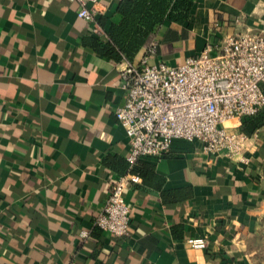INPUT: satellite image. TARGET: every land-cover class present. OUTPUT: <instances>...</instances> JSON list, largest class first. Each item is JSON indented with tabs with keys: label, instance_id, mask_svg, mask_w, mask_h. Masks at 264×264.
<instances>
[{
	"label": "crops",
	"instance_id": "1",
	"mask_svg": "<svg viewBox=\"0 0 264 264\" xmlns=\"http://www.w3.org/2000/svg\"><path fill=\"white\" fill-rule=\"evenodd\" d=\"M119 1L97 0L87 22L71 0H0V264H264V124L242 160L184 141L161 158L126 159L114 115L126 61L100 55L102 36L91 31L103 34L98 20L117 18ZM184 1L187 22H165L135 62L152 41L149 62L175 66L227 36L264 30V0ZM126 174L138 182L124 193L129 233L117 237L94 220L111 178Z\"/></svg>",
	"mask_w": 264,
	"mask_h": 264
},
{
	"label": "built area",
	"instance_id": "2",
	"mask_svg": "<svg viewBox=\"0 0 264 264\" xmlns=\"http://www.w3.org/2000/svg\"><path fill=\"white\" fill-rule=\"evenodd\" d=\"M76 2V17L94 20L97 0ZM92 33L102 36L99 28ZM156 43L151 42L138 63L126 62L118 72L125 99L114 110L129 142L126 159L161 158L177 141L199 144L203 155L244 159L248 136L231 124L264 108V30H247L225 37L218 47H205L179 65L152 64ZM135 175L111 178L108 197L94 226L113 236L129 233L130 209L125 189ZM81 238L87 231L81 230ZM189 248L202 250L203 238H188Z\"/></svg>",
	"mask_w": 264,
	"mask_h": 264
},
{
	"label": "trees",
	"instance_id": "3",
	"mask_svg": "<svg viewBox=\"0 0 264 264\" xmlns=\"http://www.w3.org/2000/svg\"><path fill=\"white\" fill-rule=\"evenodd\" d=\"M188 8L189 3L184 0H120L116 8L117 18L108 24L104 17L98 20L103 34L101 39H97L95 49L100 55L117 63H138L135 62L137 54L146 45L151 34L165 22L183 25L188 20ZM240 121L239 130L249 136L264 124V108ZM137 164L143 166V163ZM146 167L147 165L143 166L144 169ZM185 192L187 198L189 193Z\"/></svg>",
	"mask_w": 264,
	"mask_h": 264
},
{
	"label": "rangeland",
	"instance_id": "4",
	"mask_svg": "<svg viewBox=\"0 0 264 264\" xmlns=\"http://www.w3.org/2000/svg\"><path fill=\"white\" fill-rule=\"evenodd\" d=\"M226 124H230L229 122H227Z\"/></svg>",
	"mask_w": 264,
	"mask_h": 264
}]
</instances>
